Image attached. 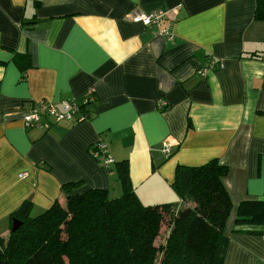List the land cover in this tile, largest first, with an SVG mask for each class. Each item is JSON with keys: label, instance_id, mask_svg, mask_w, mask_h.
<instances>
[{"label": "crops", "instance_id": "obj_1", "mask_svg": "<svg viewBox=\"0 0 264 264\" xmlns=\"http://www.w3.org/2000/svg\"><path fill=\"white\" fill-rule=\"evenodd\" d=\"M259 2L264 14V0H0V236L25 200L33 215L63 203L67 182L120 196L122 160L144 204L179 208L177 166L216 158L232 201L224 264H264V232H233L239 203L264 200ZM133 9L165 11L173 38L128 20ZM212 58L222 66L202 73ZM89 88L86 119L25 126L34 102H82ZM100 137L109 167L91 154Z\"/></svg>", "mask_w": 264, "mask_h": 264}, {"label": "trees", "instance_id": "obj_2", "mask_svg": "<svg viewBox=\"0 0 264 264\" xmlns=\"http://www.w3.org/2000/svg\"><path fill=\"white\" fill-rule=\"evenodd\" d=\"M259 2L256 17L264 16ZM85 107L84 104H82ZM123 192L76 191L62 186L59 199L38 215L25 200L11 214L21 224L0 236V264H224L230 237L225 226L232 201L224 184L229 167L218 159L199 166L179 164L173 188L185 203L144 204L129 175L128 160L116 162ZM168 220L165 241L157 244ZM247 225L248 228H241ZM233 232H264V200L244 199Z\"/></svg>", "mask_w": 264, "mask_h": 264}, {"label": "built area", "instance_id": "obj_3", "mask_svg": "<svg viewBox=\"0 0 264 264\" xmlns=\"http://www.w3.org/2000/svg\"><path fill=\"white\" fill-rule=\"evenodd\" d=\"M128 20L134 22H142L145 25L155 26L159 29V34L167 35L173 38V32L171 25L166 22L168 15L163 10H153L151 12H143L139 9H133L128 14ZM170 22V21H169ZM220 61L212 58L206 68L201 70L202 73H206L209 69L221 67ZM95 89L89 88L83 95L84 101H80L77 98H72L62 101L60 104L51 100H40L34 102L27 113L24 115L23 120L27 128L33 126H43L42 119L46 116H52L55 120H76L81 121L89 116L88 112L83 111V106L89 104L94 100ZM87 103V104H86ZM107 143L101 137L91 146V154L98 160V162L106 167L115 163V159L108 152ZM167 152L171 151L169 144L165 145ZM26 172H22L20 176H24Z\"/></svg>", "mask_w": 264, "mask_h": 264}, {"label": "rangeland", "instance_id": "obj_4", "mask_svg": "<svg viewBox=\"0 0 264 264\" xmlns=\"http://www.w3.org/2000/svg\"><path fill=\"white\" fill-rule=\"evenodd\" d=\"M161 235L157 239V244H162L165 241V237L168 231V220H166V223L163 225L162 230H161Z\"/></svg>", "mask_w": 264, "mask_h": 264}, {"label": "water", "instance_id": "obj_5", "mask_svg": "<svg viewBox=\"0 0 264 264\" xmlns=\"http://www.w3.org/2000/svg\"><path fill=\"white\" fill-rule=\"evenodd\" d=\"M20 224H21V220H19L18 218H15L11 226L12 230H15Z\"/></svg>", "mask_w": 264, "mask_h": 264}]
</instances>
